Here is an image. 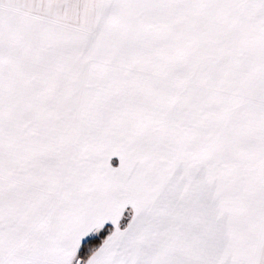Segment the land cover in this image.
Here are the masks:
<instances>
[{"label": "snow or ice", "instance_id": "6c2138e0", "mask_svg": "<svg viewBox=\"0 0 264 264\" xmlns=\"http://www.w3.org/2000/svg\"><path fill=\"white\" fill-rule=\"evenodd\" d=\"M0 264H264V0H0Z\"/></svg>", "mask_w": 264, "mask_h": 264}]
</instances>
